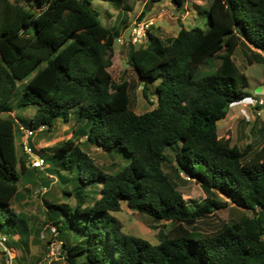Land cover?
Masks as SVG:
<instances>
[{"label":"trees","instance_id":"16d2710c","mask_svg":"<svg viewBox=\"0 0 264 264\" xmlns=\"http://www.w3.org/2000/svg\"><path fill=\"white\" fill-rule=\"evenodd\" d=\"M38 1L42 5L33 10L27 0H0V114L12 112L19 81L25 82V94L18 105H37L28 126L50 129L77 109L76 120L83 123L58 143L60 166L76 169L83 185L102 186L93 202L78 188L74 206L49 208L69 263L86 255L85 264H264V226L258 216L264 212V146L246 159V150L218 134L229 105L254 97L234 53L240 44L264 53V0H212L206 28L183 27L167 40L148 29L146 46L128 42V63L145 81V97L149 82H157L155 107L143 113L130 108V82H115L108 69L121 30L104 25L88 0ZM18 121L11 113L0 116V232L7 234L20 221L11 200L29 168L26 157L17 154ZM78 137L119 158L128 154L130 160L105 172ZM172 146L177 176L187 171L203 189L228 194L253 215L211 232L190 229L227 204L213 196L195 208L188 205L163 167ZM122 201L170 222L158 243L122 230L111 214L122 210ZM70 229L79 240L67 246Z\"/></svg>","mask_w":264,"mask_h":264},{"label":"rangeland","instance_id":"374dc122","mask_svg":"<svg viewBox=\"0 0 264 264\" xmlns=\"http://www.w3.org/2000/svg\"><path fill=\"white\" fill-rule=\"evenodd\" d=\"M149 1L88 0L89 6L100 12L104 25L121 30L120 38L114 44L112 65L108 69L115 82L123 80L130 82L128 89L130 108L136 113H143L155 107L158 99L157 82H149V98L145 97L142 89L145 82L128 63L129 46L125 38L126 30L132 25H134L133 29L138 28L140 31L145 28L146 35L142 45L146 46L149 42L148 29L167 40L177 36L183 27L206 28L212 0H185L184 4H178L174 0H162L154 4H150ZM41 5L38 0H27V6L33 10H38ZM143 10L145 13L141 15ZM257 52L259 51L252 46L240 44L234 53V59L248 76L249 83L246 89L254 96L252 98L264 99V92H262L264 91V53L260 55ZM218 62L219 60L215 59L213 66L215 67ZM204 70H209V66H204ZM18 84L19 87L10 102L11 114L16 116L18 122L28 126L37 105H18V100L25 94V82L19 81ZM76 117L77 109L74 108L69 120L58 118L53 127L38 131L31 137L30 144L37 154L47 159V167L45 169L29 167L25 173L21 174L18 181L19 192L11 200L14 211L20 213V221L16 223L15 232L12 231L9 234L0 232L1 236H7L6 247L8 248V251H5L0 247V264L1 262L5 264H70L63 247V237L48 217L49 208L53 204L61 203L74 206L76 204L74 193L78 188H84L88 202H93L100 197L102 186L101 183L95 186L83 185L76 169L69 171L60 166L63 153L58 143L70 138L74 130L83 123L79 124ZM218 134L219 137L229 139L232 144L246 150V159L255 156L264 146V105L254 106L249 98L230 104L227 117L218 122ZM76 140L81 148L88 152L94 163L105 172H114L125 165L126 160H130V155L119 158L109 154L102 147L90 144L86 137H78ZM16 142L18 157L24 156L19 140ZM177 143L181 144V142ZM175 151L176 147L173 146L166 149L163 167L183 192L188 205L195 208L213 196L227 204L225 208L200 219L196 224H191L190 229L211 232L224 222L237 221L245 215H253L250 210L233 203L224 193L216 191L210 193L193 178L186 179L184 176L189 174L187 171L182 170L177 176ZM65 190L72 191V194L66 193ZM111 214L120 221L125 233L143 237L152 243H158L160 231L167 230L171 226L169 221L130 208L126 201H122L121 211L111 212ZM258 216L264 226V212ZM5 229L7 232L10 230L9 224L5 225ZM65 240L66 245L70 246L79 239L70 229ZM76 260L77 264H85L87 257L78 255Z\"/></svg>","mask_w":264,"mask_h":264},{"label":"built area","instance_id":"2783aa9c","mask_svg":"<svg viewBox=\"0 0 264 264\" xmlns=\"http://www.w3.org/2000/svg\"><path fill=\"white\" fill-rule=\"evenodd\" d=\"M145 35H146L145 28H143L141 31L138 30V28L132 29L130 33V38L129 40H127V43L130 42L135 46L137 45L143 46L142 45L143 38ZM249 99H251V104H253L254 106L264 105L263 98L256 99L250 97ZM47 128L48 127L46 125H41L38 128H33L31 126H25L24 124L18 122V125L15 130L16 141L19 140V145L23 151L24 156L26 157L27 165L30 164L31 168L45 169L47 167L46 158L41 154H37L35 148L30 144L31 137L35 135L36 132L43 131ZM184 177L188 180L192 179V177L188 174ZM6 241H7V236L0 235V247H2L3 250L8 251V248L6 247Z\"/></svg>","mask_w":264,"mask_h":264},{"label":"water","instance_id":"95a60500","mask_svg":"<svg viewBox=\"0 0 264 264\" xmlns=\"http://www.w3.org/2000/svg\"><path fill=\"white\" fill-rule=\"evenodd\" d=\"M134 28V25H132V26H130L127 30H126V32H125V38L127 39V40H129V38H130V33H131V30ZM143 82H145L144 80H143ZM10 115V112H8V111H6V112H2L1 114H0V116H2V117H8ZM28 166L29 167H31V165L30 164H28ZM225 194V193H224ZM227 197H229V195L228 194H225ZM50 236V235H49ZM49 238V237H48Z\"/></svg>","mask_w":264,"mask_h":264},{"label":"crops","instance_id":"0c3cea01","mask_svg":"<svg viewBox=\"0 0 264 264\" xmlns=\"http://www.w3.org/2000/svg\"><path fill=\"white\" fill-rule=\"evenodd\" d=\"M21 2L24 3L25 0H21ZM246 46H247V47H250L251 45H246ZM257 51H259V52H257V53H261V55H262V52H261L260 50L257 49ZM262 92H264V91H262ZM258 107H259V106H258ZM256 108H257V107H256ZM10 113H11V112H10ZM226 117H227V116H226Z\"/></svg>","mask_w":264,"mask_h":264}]
</instances>
